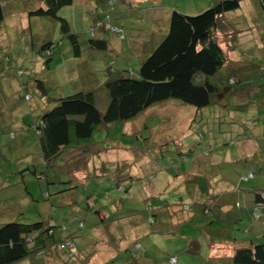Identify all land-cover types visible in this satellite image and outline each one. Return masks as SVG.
<instances>
[{"label": "rangeland", "instance_id": "1", "mask_svg": "<svg viewBox=\"0 0 264 264\" xmlns=\"http://www.w3.org/2000/svg\"><path fill=\"white\" fill-rule=\"evenodd\" d=\"M1 1L6 4V17L0 25V224L44 220L54 226L57 238L74 233L70 251L55 243L59 260L44 252L42 258L18 264H93L92 252L97 253L96 262L104 260L114 248L102 218L111 212L120 215L116 199L131 212H153L177 200L189 202L196 214L190 223L196 228L188 231L189 237L164 236L158 231L139 238L142 247L134 244V258L129 260L128 251L100 264H144L137 261L146 250L158 264H219L215 256L209 257L206 243V234L218 230L212 235L215 238L227 231L237 243L264 242L262 209L245 210L246 194L250 198L253 189L264 190V9L260 0H241V8L227 14L237 24L238 46L231 48L227 39L231 34H219L230 62L221 69V80L215 78L219 88L212 104L198 111L178 100L158 103L132 120L100 125L91 140L66 148L48 165L38 126L57 98L94 90L97 106L104 111L109 102L103 87L108 66L138 70L145 58L142 51H151L167 33L174 9L195 15L217 0H135L130 4L127 0H74L59 14L80 35L83 47L93 18L124 27L120 35L111 29L107 32L117 44L112 42V52L84 48L78 57L58 20L28 15L44 0ZM46 41L59 44L50 68L39 52ZM66 66L73 69L67 71ZM229 75L237 80L230 83ZM35 79L45 82L47 93L41 94ZM83 148L87 150L81 153ZM114 156L119 164L109 162ZM189 175L208 181L211 187L205 192L211 197L205 201L218 212L208 231L200 226L209 215L202 214L203 204L197 203L183 181ZM234 197L239 205L232 202ZM162 209L163 215L166 206ZM241 211L242 219L236 220ZM152 217L158 218V225L161 215L157 212ZM153 227L165 229L164 224ZM172 254L180 259L177 263L171 261Z\"/></svg>", "mask_w": 264, "mask_h": 264}, {"label": "trees", "instance_id": "2", "mask_svg": "<svg viewBox=\"0 0 264 264\" xmlns=\"http://www.w3.org/2000/svg\"><path fill=\"white\" fill-rule=\"evenodd\" d=\"M44 1V5L40 3L39 6L29 9L28 15L47 16L58 20L63 36L68 37L72 44L75 56H80L84 48L105 53L113 51L114 41L110 36L98 33L99 29L108 32L111 29L118 35L123 33L124 27L100 18L93 23L90 38L84 40L86 46L83 47L80 35L59 14L65 5L73 4L74 0ZM5 5L0 0V25L5 21ZM260 5L264 9V0H260ZM240 8L241 0H217L210 8L195 15L174 9L167 33L145 55L138 70H120L113 66L106 68L103 87L108 92L109 102L104 111L97 106L94 90H79L57 98L56 105L43 114L38 126L39 144L45 163L50 164L66 148L91 140L100 125L132 120L158 103L178 100L197 108L198 111L212 104L219 88L215 78L221 80L219 73L230 62L219 40V34H231L226 38L231 48H237L238 27L227 14ZM58 45L56 41L41 44L39 52L45 56L48 68L51 67L54 50ZM35 80L41 94L47 93L45 82ZM227 80L233 83L237 77L229 75ZM85 150L87 149L83 148L80 152ZM85 156L89 157L88 154ZM103 166L104 171H107L108 167L104 162ZM118 169L120 170L119 167ZM253 191L258 202L256 208L264 209V190L256 188ZM204 200L205 197L201 203L206 215L211 210V203ZM183 202H179L182 208L193 209L191 203ZM152 219L155 220L153 217ZM80 224L83 222L80 221ZM73 234L57 238L54 226L44 220L28 222L17 219L1 223L0 264H18L26 258L45 252L56 242L62 244L70 240L73 243ZM232 261L233 264H264V242L237 248Z\"/></svg>", "mask_w": 264, "mask_h": 264}, {"label": "crops", "instance_id": "3", "mask_svg": "<svg viewBox=\"0 0 264 264\" xmlns=\"http://www.w3.org/2000/svg\"><path fill=\"white\" fill-rule=\"evenodd\" d=\"M104 1H108V0H104ZM133 1H135V0H127V2H129V4ZM137 1H140V0H137ZM98 19L93 18L94 24ZM119 26H121V25H119ZM107 32L108 31H104L103 29H99V31H98V33H101L103 35L104 34L108 35ZM145 42L146 41L144 40V43ZM114 44H116V43H114ZM84 50H88V51L92 52L93 49L85 48ZM145 51L146 50L142 51V53H144V55H146L147 53L150 52V51H148V52H145ZM76 57H78V56H76ZM68 68L73 69L71 66H66L67 71H68ZM133 156H134V154L132 155V158H133V160H135V157H133ZM228 159H231V158L228 157ZM109 162L110 163L118 162V164H119L120 161H119V159H116L114 156L113 160L110 159ZM102 164H103V162H102ZM119 176H120V174H119ZM119 176L117 175L118 178H119ZM189 176L190 177H185V179L183 180L184 182L188 183L187 184V190L191 192L194 199H196L197 203L202 204L201 202H203L204 197H211V196H207V194H205V192L208 191V188H209V190L211 188L207 185V184H209V182L208 181L204 182L201 178L196 177L195 175H189ZM129 177H131V175ZM118 178H117V184L120 181V180H118ZM118 188H121V187L118 186ZM234 190L235 189H233V191ZM251 193H252V196L250 198L247 197V194H246V199H247V204L245 206L246 211H250L251 209L256 210V207L258 205L255 192L252 190ZM157 194H158V192H156V196H158ZM180 198L182 199V196H180ZM116 202H117L118 207H119L118 211H120V215L112 216V212H111V213H109L108 216H106V218H102V221L106 226L104 231H106V230L108 231L105 234H107V236L110 237V238H108V243L114 248V250H110V251L106 252V254L104 255L106 257L104 258V260H100L97 262H96V260H98V259H96L97 253L96 252H95V254H94V252L90 253L89 254L91 256L90 260L93 261V264H100V263H103L104 261H111L112 262V261L116 260L121 254H123V252L128 253V251H131V254L129 256L130 257L129 260H131L132 258H134V256H133L134 254L132 253L134 251L133 250L134 244L136 245L135 246L136 248L142 247V244H139L140 242H138V239L139 238L145 239L146 237H149V236L151 237L152 234H155L158 231H162L164 236H166V235L167 236H172V235L174 236L175 235V236L189 237L188 231L196 228L194 223H190L193 219L196 218V216H194L196 214L194 212H191L193 209H190L191 210L190 211L188 209H185V207L182 208V206L179 205V202H180L179 200H177L175 202H166V204L163 205V207L166 206V213H164L163 215H162V212L164 211V209H162L163 208L162 205L160 207L157 206L153 212H150V211L148 212L145 210L143 212H131L130 210L123 208V204L120 205L119 199H116ZM184 202H186V201H184ZM204 202H205V200H204ZM232 202H236L235 205H237L238 200H235V197H234V198H232ZM157 209H159V210H157ZM262 211L264 214V209H262ZM157 212L161 215V220H160V223H158V225L164 224L165 229L153 230L154 225L158 226L156 224V220L158 218H155V220L153 219L154 222H151V220H152L151 215H153V213H157ZM217 212L218 211H214V205L212 204L210 212L208 214H206V215H209L208 216L209 218L207 217V221L205 223H203L200 227L202 229H206L207 231L211 227H213L214 223L216 222L215 216H216ZM228 212L232 213L231 211H228ZM138 213H139V215H138ZM243 213L244 212H242V211H241V213L238 212L236 220H241L242 218L240 216H243L244 215ZM202 214L205 215L203 213V208H202ZM238 215H240V216H238ZM107 217H109V218L107 219ZM149 223L152 225V227L149 225ZM132 227L135 229H131ZM166 228H169V229L166 230ZM127 229L132 230V231L129 232V231H127ZM215 230H217V229H215ZM224 230L226 231V229H224ZM185 231H187V235H186ZM218 231H216L214 233L208 232V234H206V241H207L206 243H207L208 249L210 250L209 257L215 256L216 261L219 264L226 262V261L228 264H231V262L233 263L232 257H233L234 252L237 248L247 247V246L254 245V243H257V242H254L253 239H251V241L249 243L246 240H245L246 242L243 241V242L237 243L236 242L237 238H235V240H234V237H231V235L228 234L227 231L224 234L223 233L221 234V232H220V236H218V238H215L214 236H212V235L218 233ZM248 231H250V228H248ZM68 234H71V233H68ZM68 234H65L62 236H66ZM238 240H240V239H238ZM56 243H58V242H56ZM54 245L55 244L51 245L49 247V249H47L45 251V254L47 253L48 255L52 256L55 260H59L60 254L58 253V248H59V246L62 247V245H59V246H54ZM64 249H68L70 251L69 248H64ZM180 249L181 248H179V250ZM181 251H182V249L180 250V252ZM43 254H44V252H42L36 256L29 257V259L42 258V257H44ZM100 254L103 255L104 253L100 252ZM71 256H73V253L71 254ZM172 256H177V255L172 254L170 257H172ZM45 257H48V256L45 255ZM139 258L140 259H138V261H137L138 263L140 261H142V263H143V261H144V264H158V262H155V260H153L150 257V253L147 250L144 251V254ZM29 259L26 258L25 260L28 261ZM179 260L180 259L177 258V261H179ZM177 261L175 263H177ZM94 262H96V263H94ZM89 264H91V262Z\"/></svg>", "mask_w": 264, "mask_h": 264}, {"label": "built area", "instance_id": "4", "mask_svg": "<svg viewBox=\"0 0 264 264\" xmlns=\"http://www.w3.org/2000/svg\"><path fill=\"white\" fill-rule=\"evenodd\" d=\"M61 245H62L63 248H72L73 247V243L70 240L62 243ZM171 261L175 262L176 261V257H172Z\"/></svg>", "mask_w": 264, "mask_h": 264}]
</instances>
